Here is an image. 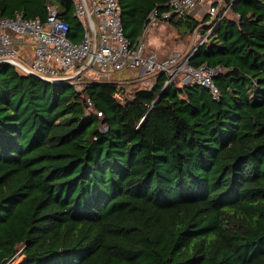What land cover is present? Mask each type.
I'll return each instance as SVG.
<instances>
[{
    "label": "trees",
    "instance_id": "trees-1",
    "mask_svg": "<svg viewBox=\"0 0 264 264\" xmlns=\"http://www.w3.org/2000/svg\"><path fill=\"white\" fill-rule=\"evenodd\" d=\"M167 1L119 0L126 36ZM51 4L79 42L74 0H0V17L45 20ZM231 10L189 60L222 67L219 100L196 82L162 91V71L154 90H79L0 63V264H264V0ZM169 23L207 35L212 17Z\"/></svg>",
    "mask_w": 264,
    "mask_h": 264
},
{
    "label": "built area",
    "instance_id": "built-area-1",
    "mask_svg": "<svg viewBox=\"0 0 264 264\" xmlns=\"http://www.w3.org/2000/svg\"><path fill=\"white\" fill-rule=\"evenodd\" d=\"M202 1L207 2L206 13L212 17V25L206 35L207 40L222 18L231 10L234 0H168L166 4L170 9L161 13L158 7L153 9L148 15L145 30L156 20L169 22L175 14L183 16L190 14ZM74 2L76 16L83 25V35L79 42L70 39V25L60 15L59 8L53 4L48 5L45 20L27 19L21 13L14 17H0V63L14 64L25 73L30 69L51 82L60 79L71 80L76 84H82L86 80L112 81L113 71L138 69L140 72L138 84L147 89L154 83L152 77L162 71L168 77L162 91L174 81L183 82L187 79L184 84L192 82L202 84L212 91L215 99L221 98V91L214 78L222 71V67L190 64L189 60L198 47L187 54L175 51L167 58L159 59L155 52L148 50L143 38L144 33L135 41L126 36L119 0ZM235 16L238 18V15ZM30 39L35 44V56L31 60H21L16 49L17 40ZM128 95L130 98L134 97L132 93ZM115 98L121 103L126 101L121 84L118 85ZM87 103L89 113L95 112L101 118L104 117L102 112L96 110L90 98H87Z\"/></svg>",
    "mask_w": 264,
    "mask_h": 264
},
{
    "label": "rangeland",
    "instance_id": "rangeland-1",
    "mask_svg": "<svg viewBox=\"0 0 264 264\" xmlns=\"http://www.w3.org/2000/svg\"><path fill=\"white\" fill-rule=\"evenodd\" d=\"M207 12V10H205ZM207 15V13H206ZM229 17L235 18V14L230 10L227 14ZM202 19V18H201ZM200 19V20H201ZM144 41L148 47V50L156 52L162 56H170L173 52L179 51L183 54L191 52V50L199 47L203 42L206 41V35H203L201 31H197L193 34H185L178 31L169 22L163 20H156L145 30L143 35ZM23 60V59H21ZM109 70H112L109 68ZM113 80L120 81L124 78L138 79L140 77V72L138 69H129V71H113ZM177 80L179 85H183L186 82ZM77 88L81 90L82 84H77ZM106 128V121L103 117L100 123V129L104 130ZM20 258L18 257L11 264H15Z\"/></svg>",
    "mask_w": 264,
    "mask_h": 264
},
{
    "label": "crops",
    "instance_id": "crops-1",
    "mask_svg": "<svg viewBox=\"0 0 264 264\" xmlns=\"http://www.w3.org/2000/svg\"><path fill=\"white\" fill-rule=\"evenodd\" d=\"M207 10V2L206 1H202L198 8L194 11H192L190 14L191 16L197 18V19H201L204 15H206V11ZM17 45H16V49L19 53V57L20 59L23 60H31L33 59V57L35 56V44L34 41L32 39L30 40H23V41H18L17 40ZM155 52V51H154ZM156 53V52H155ZM157 54V53H156ZM159 59H164L167 58L168 56H162L157 54Z\"/></svg>",
    "mask_w": 264,
    "mask_h": 264
},
{
    "label": "water",
    "instance_id": "water-1",
    "mask_svg": "<svg viewBox=\"0 0 264 264\" xmlns=\"http://www.w3.org/2000/svg\"><path fill=\"white\" fill-rule=\"evenodd\" d=\"M89 63H90V61H89ZM15 64H18L17 62H15ZM27 73H30V74H33V75H38V74H36L34 71H32V70H30V69H28L27 70ZM61 80L59 79V80H57L56 82H60ZM156 87V84L155 83H153V84H151V86L148 88L149 90H154V88ZM159 96V95H158ZM157 99V98H156ZM156 101V100H155ZM155 103V102H154Z\"/></svg>",
    "mask_w": 264,
    "mask_h": 264
}]
</instances>
